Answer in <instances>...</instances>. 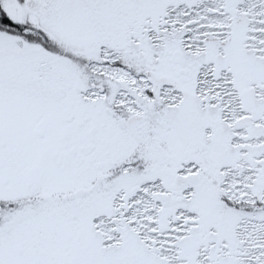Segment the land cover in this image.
Returning <instances> with one entry per match:
<instances>
[{"label":"snow or ice","instance_id":"6c2138e0","mask_svg":"<svg viewBox=\"0 0 264 264\" xmlns=\"http://www.w3.org/2000/svg\"><path fill=\"white\" fill-rule=\"evenodd\" d=\"M0 264H264V0H0Z\"/></svg>","mask_w":264,"mask_h":264}]
</instances>
